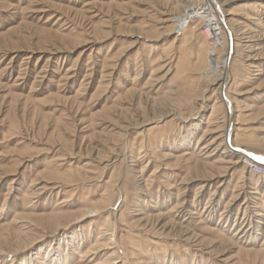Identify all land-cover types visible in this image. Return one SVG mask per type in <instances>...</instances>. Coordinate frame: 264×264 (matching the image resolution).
<instances>
[{"label": "rangeland", "instance_id": "rangeland-1", "mask_svg": "<svg viewBox=\"0 0 264 264\" xmlns=\"http://www.w3.org/2000/svg\"><path fill=\"white\" fill-rule=\"evenodd\" d=\"M216 2L231 115L194 0H0V264H264V0Z\"/></svg>", "mask_w": 264, "mask_h": 264}, {"label": "bare ground", "instance_id": "bare-ground-1", "mask_svg": "<svg viewBox=\"0 0 264 264\" xmlns=\"http://www.w3.org/2000/svg\"><path fill=\"white\" fill-rule=\"evenodd\" d=\"M207 3H210L209 5H210V7H209V10L211 9V10H214V12H215V15H216V17L218 18V20L220 21V23H221V25H222V28H223V33H222V39H221V42H219L218 44H217V46H219V47H222L223 46V43H224V40H223V34L225 33V43H226V52H221V53H219V54H216V53H214V52H210L208 55H207V57H206V60H207V68H206V70H204L203 71V75H204V77H207L212 71H213V69H216V68H218L219 67V63H220V61H221V64H222V68L224 69V71H223V75H222V77H221V80H222V82H221V84L219 85V87H218V89H219V91H221V94L224 96V98H223V100H224V102H225V104H226V106H227V108H228V114L229 115H231L232 113H233V111H234V107H233V105H232V103H231V101H230V99L226 96V94H225V91H224V88H225V85H226V83L229 81V79H230V72L227 70V67H228V63H229V57H230V43H231V41H230V39H231V37H230V34H232V32H231V29H229V26H228V21L226 20V16H229V15H234V13L235 12H230L229 11V13H227L226 15H224L223 14V12H222V10H221V8H220V6L218 5V3L216 2V0H205ZM193 5V3L192 4H190V6H188L186 9H184V11L181 13V14H179L178 16H176L175 18H174V20L173 19H166L165 21H169V20H173V21H175V28H176V33L177 34H179V35H182L184 32H185V30H186V27L189 25V24H187L186 26H185V24L189 21V19H190V16L194 13V11H193V9L191 8V6ZM178 35V36H179ZM227 35V36H226ZM204 37L205 38H207V37H209V34H204ZM246 42H249V40H247ZM212 47H214V46H212ZM247 47V46H246ZM229 49V50H228ZM250 49V48H249ZM253 50V49H252ZM214 51V50H213ZM248 56H250V55H248ZM221 59V60H220ZM253 62H251V66L253 67ZM218 78H220V77H218ZM230 117V116H229ZM231 120H228V124H227V133H226V138H225V140H226V145L228 146V142H229V135H230V130H231ZM232 148H234L235 150H236V152H238V153H243V151H240V149L238 148V147H236V146H233ZM233 149V150H234ZM234 153V152H233ZM248 154V153H247ZM243 155H245V154H243ZM246 156V155H245ZM252 156V155H251ZM256 157V156H255ZM250 158V159H249ZM244 157V160H245V163H247V161L248 162H250V161H253V158H251V157ZM259 158V157H258ZM252 159V160H251ZM256 161V160H255ZM255 161H253V162H255ZM227 163H229V164H233V163H235V162H233L231 159L229 160V161H227ZM261 163V162H260ZM259 163V164H260ZM247 165H249L248 163H247ZM252 166H255L256 167V171L257 172H263V174H264V167L263 166H261V165H258V162H255V163H253V164H251ZM258 169V170H257Z\"/></svg>", "mask_w": 264, "mask_h": 264}, {"label": "built area", "instance_id": "built-area-1", "mask_svg": "<svg viewBox=\"0 0 264 264\" xmlns=\"http://www.w3.org/2000/svg\"><path fill=\"white\" fill-rule=\"evenodd\" d=\"M209 4L210 3H207L205 0H194L191 6L194 13L190 16L185 26L187 24L194 26L198 25L203 34H209L207 39L210 45L217 46L222 39L223 28L214 10H209Z\"/></svg>", "mask_w": 264, "mask_h": 264}]
</instances>
